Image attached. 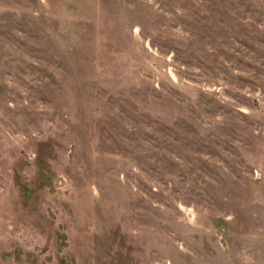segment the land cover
<instances>
[{
    "label": "rangeland",
    "instance_id": "rangeland-1",
    "mask_svg": "<svg viewBox=\"0 0 264 264\" xmlns=\"http://www.w3.org/2000/svg\"><path fill=\"white\" fill-rule=\"evenodd\" d=\"M0 264H264V0H0Z\"/></svg>",
    "mask_w": 264,
    "mask_h": 264
}]
</instances>
